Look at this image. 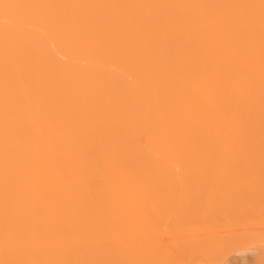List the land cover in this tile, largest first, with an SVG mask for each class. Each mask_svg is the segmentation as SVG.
Masks as SVG:
<instances>
[{
    "label": "bare ground",
    "instance_id": "obj_1",
    "mask_svg": "<svg viewBox=\"0 0 264 264\" xmlns=\"http://www.w3.org/2000/svg\"><path fill=\"white\" fill-rule=\"evenodd\" d=\"M262 164L264 0H0V264L209 261L168 181Z\"/></svg>",
    "mask_w": 264,
    "mask_h": 264
},
{
    "label": "rangeland",
    "instance_id": "obj_2",
    "mask_svg": "<svg viewBox=\"0 0 264 264\" xmlns=\"http://www.w3.org/2000/svg\"><path fill=\"white\" fill-rule=\"evenodd\" d=\"M258 165H260V164H257V166ZM262 165H264V164H262ZM251 166L254 167V165L250 164L249 166H247L248 169ZM236 167H237V164H236ZM242 167L246 168V164L243 165ZM243 169H242V171H243ZM252 170H254V169H252ZM260 171L263 172L264 170L260 169ZM213 173H215L217 175L216 172H212L211 174H213ZM218 173H220V172H218ZM252 173L251 174L247 173L248 175L247 174L245 175V173H244V175H243L240 172L239 174H241V176H239V174L237 173L238 177H236L237 174L235 177L230 176V175L225 177L226 176L225 174H228V173L224 172L225 176L223 175V173L217 175L219 177L218 180H217V178H214L215 176L210 177L208 172H207V174L205 173V175L201 174V177L196 176L197 173H195L196 175L190 174L191 178L189 177V178H186L183 180H179L178 178L174 179L176 177L172 176L173 179L168 181L169 183L175 185L176 187H180V186L186 187L180 193L174 192V193L170 194L171 196L166 197L168 200H171L173 202H182L185 206H188V207H193V206L197 207L199 209V211H201V209H202L203 211H201V212L205 213L204 217H206L207 219H208V215H211V213L212 214L214 213L213 212L214 210L209 212V210H211L209 207L215 206V207H213V209L215 208L216 216H217V218H219V222L217 221V223H219L220 225L223 226V227L220 226L222 228L220 230H222V232H223L221 235L224 234V237H225L224 239L225 240H231L232 242L237 241V240H241V241L244 240L243 242H247V244L240 246V247L231 248L229 251L227 250L229 247H227V249H222L220 251L219 250L213 251V249H212L211 251L209 250V252L205 249H202L203 251H207L208 253H210V255L208 254V258L210 259L209 260L210 262L208 260H206L207 258H205V261L203 260L205 257L204 256L205 254H203V252H202V254H200L203 257H200V255H199V257L202 258V260L204 262L207 261V264H264V235H263V238L261 237L262 235L260 236L261 233L262 234L264 233V190H262V189H264V185H263L264 183L263 184L260 183V182H262L261 179H262V176H264V174L262 173V176L258 175V177H261L259 179V181H260L259 182L257 175H255V173H257V171L254 174H252ZM229 174H231V173H229ZM233 174H235V171ZM207 175L209 177H207ZM220 176L221 177L224 176V179H221V181H220ZM158 180L156 179L155 181H157L159 184L163 185V183H166L164 181H161L160 179H158ZM231 204H234V205L231 206ZM202 213H200V214H202ZM172 214H174V213H172ZM210 217L212 218V216H210ZM159 218H161V216H159ZM174 218H175L174 221L179 223V225L177 223L175 224V225H177V227L179 229L176 227L177 228L176 230H178V231H176V233H175L174 232L175 229H174L173 232L175 234L174 233H172V234H174L176 236L177 235L180 236V231L182 229H184L182 226L187 228L189 225L187 224L188 225L187 226L185 224H182V223H186V220H185V222H183V221L180 222L179 220H181V219L178 220V218L176 216H173V219ZM158 220H160V219H158ZM176 220H178V221H176ZM208 220H209V222L208 223L206 222V223H207V225L210 224V226L208 228H206L205 230H207L209 228L215 230V229H217V228H215L217 226L219 228V225H216L217 223L215 224V222L214 223L210 222V220H212V219H208ZM216 220H218V219H215V221ZM161 221H163V220L161 219ZM161 221H159L158 224H160ZM174 221H172V222H174ZM196 222L197 223H194V221H192V223H194V224H198V223L200 224V221L199 222L196 221ZM188 223H189V221H188ZM203 224L204 223H202L201 225H203ZM213 224H215V225H213ZM163 225L164 224H162L161 226H163ZM171 225H173V224H171ZM175 225H173V226L175 227ZM191 225H193V224H191ZM207 225H206V227H207ZM169 226H170V224H169ZM213 226H215V227L213 228ZM181 227H182V229H181ZM190 227H192V226H190ZM198 227H199V225H198ZM204 227L205 226H201V228H204ZM162 228L164 229V227H162ZM170 228H172V226H170ZM194 228H196V227L194 226ZM201 228H200V230H202ZM157 230H159V228H157ZM160 230H161V227H160ZM165 230H166V227H165ZM185 230H187V229H185ZM185 230H184V232H185ZM191 231H192V228H191ZM215 231H217V230H215ZM162 232H164V231H162ZM171 232H172V229H171ZM209 232H211V231H208V230L206 231L207 234ZM157 233H160V232H157ZM165 233H167V235L169 234L168 231ZM216 233L218 234V231ZM219 233H221V232H219ZM162 234L165 235L164 233H162ZM162 234L157 235L159 240H160L159 243L162 240V238L160 239L159 236H161ZM172 234L171 233L169 234V235H171V236H169L170 238L175 237ZM181 234H182V231H181ZM185 234H183V235H185ZM191 234L193 235L192 232H191ZM199 234L197 233V235H195L196 237H194V238L197 239V236L200 237L201 234H200V236H199ZM203 234H204V232H203ZM167 235H165V237H167ZM256 235H258V236H256ZM189 236H190V233H189ZM189 236L187 235V237H189ZM243 236H246V237L241 238ZM190 237H191V239H193L192 236H190ZM158 238H157V240H158ZM203 239H204V237L200 240H202V242H203ZM165 240H169V238L165 239ZM188 240L186 238V241H188ZM193 240H195V239H193ZM162 241H164V240H162ZM176 242L177 241H174L173 243L175 244ZM195 242H196V240H195ZM162 243H164V242H162ZM166 243L167 242L165 241V244ZM191 243L193 244V241H191ZM194 244L196 245L197 243H194ZM157 245L159 246L161 244H158V241H157L155 248L158 247ZM180 245H181L180 242L176 245L177 247L174 246L173 244L170 245L168 247V249L165 250L166 255L161 250V248L163 247V244H162V247L159 246L161 252H163V253L161 254L159 252L160 250L158 251L159 252L158 255H160V256L155 255V257L157 256V259L155 258L154 263H156L158 261L159 264L162 262H163L162 264H184L183 260H184V262L185 261L187 262L188 260H190L187 258L189 256V254L192 256L191 253H193V251H195L194 248L196 246L194 248H192V246H194V245L190 244L191 246L187 247L189 249L192 248L193 251H192V249H190L192 251L191 253H189V254L185 253V255L187 256V258L185 260L184 256L182 255V252H181L182 246H180ZM188 245H189V242H188ZM201 246H202V243H201ZM164 247H165V249L167 248L165 245H164ZM200 247H199L198 251L197 250L195 251L196 254L200 253V250H201ZM203 247L204 246H202V248ZM178 248L181 250H179ZM187 248H186V250H188ZM196 249H198V248H196ZM190 250H188V252ZM179 251L181 252V255L179 254L180 256L178 255ZM212 253H214V254H212ZM159 257L161 258V260H159L160 259ZM163 257H165V258H163ZM181 257L184 259L182 260ZM193 257L195 259L197 258L195 256H193ZM200 258H198L199 261L197 260L195 262H191V260H192L191 259L189 262H190V264L191 263L192 264H203L204 262ZM211 258L213 259L212 261H211ZM162 259H164V260L169 259V260H165L166 262L164 263V261H162ZM159 261H162V262H159ZM187 264H188V262H187ZM204 264H206V263H204Z\"/></svg>",
    "mask_w": 264,
    "mask_h": 264
}]
</instances>
